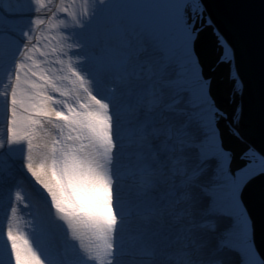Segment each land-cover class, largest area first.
Returning <instances> with one entry per match:
<instances>
[{"label":"snow or ice","instance_id":"6c2138e0","mask_svg":"<svg viewBox=\"0 0 264 264\" xmlns=\"http://www.w3.org/2000/svg\"><path fill=\"white\" fill-rule=\"evenodd\" d=\"M30 2L28 22L7 51L0 8V97L8 125L0 149L19 146L22 169L47 212L32 211L21 182L11 183L0 152V264H205L198 257L209 247V228L201 216L227 221L214 250L227 248L238 235L246 242L241 264H264L243 199L249 184L264 177V155L249 148L233 166L222 142L210 161L193 147L199 163L190 170L188 137L202 145L215 136L212 123L181 120L178 129L171 119L181 105L207 109L215 120L221 115L211 111L209 85L195 72V38L205 27L199 0L176 3L171 13L135 25L112 17L100 41L86 36V25L105 0H95L91 10L85 6L79 16L69 13L65 0L55 10L49 7L53 0ZM58 13L72 16L73 26L83 30L78 37H41L39 30ZM208 25L214 27L211 20ZM215 35L227 45L218 30ZM74 50L90 55L74 58ZM233 81L240 85L238 74ZM205 162L216 177L208 184L196 178ZM193 185L203 200L198 209ZM18 211L25 224L14 229L11 218Z\"/></svg>","mask_w":264,"mask_h":264},{"label":"water","instance_id":"95a60500","mask_svg":"<svg viewBox=\"0 0 264 264\" xmlns=\"http://www.w3.org/2000/svg\"><path fill=\"white\" fill-rule=\"evenodd\" d=\"M203 1L210 17L233 48L235 67L243 84L236 98L233 93V103L229 102L230 95L223 97L222 91L225 94L231 92V86H225L229 81L230 60L227 64L221 61L215 69L210 70L222 53V46L220 45L218 54L212 56L216 51V39L212 40L214 32L210 30L213 26L207 25L196 36L194 46L204 76H210L214 72L209 91L217 106L223 109L226 105L228 118L233 125L235 105L240 132L264 153V0ZM224 72V78L219 79ZM231 82L233 85V78ZM223 100H226V104ZM222 119L225 117L220 115V119L215 121L220 128L223 146L233 151L231 163L235 166L240 163V153L250 145L231 133L227 129L228 124ZM228 153L231 155V152ZM243 199L252 217L255 243L264 257V177H257L249 184Z\"/></svg>","mask_w":264,"mask_h":264},{"label":"bare ground","instance_id":"6f19581e","mask_svg":"<svg viewBox=\"0 0 264 264\" xmlns=\"http://www.w3.org/2000/svg\"><path fill=\"white\" fill-rule=\"evenodd\" d=\"M199 2H200V4L203 5V8H204L203 23L205 24V27H207V25H208V20H211L212 21V25H214V27H212V30H210V31L214 32V37L212 38V40L216 39V51L212 55V56H216L218 54V52H219L220 44L217 43V38H216V35H215V31L218 30L221 34H222V32L220 31L219 26L217 24H215L214 20L210 17V15L208 13V10H207V7H206V4L204 3V1L203 0H199ZM29 4H30V0H3V3H2V5H0V8H2L3 13H5V14L19 13L20 16H23L24 15V10L26 9V7H28L27 5H29ZM193 7H195V6H193ZM133 16H134L133 19L130 18L131 22H129L127 20L128 23L133 24V25H135L138 22L148 20L146 18L142 19L140 16H137L135 14ZM123 17L127 18L126 15H123ZM14 25L15 26L13 28H10L9 30H7V33H9V34L12 33V34H14L12 36L18 37V35H19V30L18 29H21L23 27V25L19 24L18 21H16V23H14ZM199 26H200V21L198 20L197 28H199ZM102 38H103V36L102 37L100 36L99 41L102 40ZM224 38L227 41V45L222 46V53H220V56L217 59V62L214 65H212V67H210V70L215 69V67L218 65L219 62L225 61L226 64H227L228 61L230 60V63L228 64L230 66L229 67V69H230L229 70V81L227 83H225V86H227V85L231 86L230 87L231 92L228 93V94H225V92L222 91V94H223V97L230 95L229 102L233 103V93H234L233 90H234V87H239V90H240L242 88L243 84H242V80L240 79V76H239L240 85H236L234 83V81H233L234 84L232 85L231 79L233 78V76L237 75L238 72L236 70L235 63H234V51H233V48H232L230 42H228V40L226 39L225 36H224ZM82 54L86 55L84 53V51H82ZM87 54L90 55V53H87ZM197 58L199 60V56H198L197 52L195 51V56L193 57V59L195 60ZM195 72L198 75H202L204 81L210 87V82H211V79H212V77L214 75V72H212V75L205 77L203 72H202V64H201L200 61L195 67ZM224 75H225V72L219 77V79H223ZM209 87H207L205 89V93L207 94V96H210V99L208 101L209 105H212V104L215 105V107H213L211 109V111L212 112H216L218 110V112L221 113V115H223L225 117V119H222V121H225V123L228 124L229 127H227V129L231 133H233L232 129L236 127L235 129L239 132V136L238 137L241 138L243 141L247 142L250 145V146L245 148L240 153L239 158L249 148L254 149V151L256 153L264 155V153H262L251 141H249L246 137H244L243 134L240 132V130L238 128V125H237V121L238 120H235V123H234L235 127H234V125L231 123L230 119L228 118L229 116H228V111H227L226 105L223 106V109L216 105L215 99L213 98V96L211 95V93L209 91ZM223 88H224V86L221 87V89H223ZM236 95H237V92H235L234 98H236ZM223 103L226 104V100H223ZM233 109H234V112H233V115H234V114H236L235 105H233ZM224 110H225V112H224ZM177 111H178L179 114L177 116H175V117H171V119L174 120L175 125H176V127L178 129L181 128V124H180L181 120H183L185 123H187L189 120H193L194 121L196 119H199L202 123H207V122L211 121V123L213 124L212 125V130L215 133V136L214 137L210 136L208 139L204 140L202 145L200 143H198V142H195V138L194 137H192V136L188 137V143H189L188 153H189V156L191 158L188 167H189L190 170H195L197 168L199 162L196 160L195 153L192 152L191 149L193 147H195L200 152L201 160L210 161L211 158H212V155L215 152H214V150H210L209 144L211 145V143L214 142L213 141L214 139H218L220 141V143L222 142V137H221V134H220V128L217 126L215 119L211 118L212 117L211 113H209L207 111V109H205L203 112H197V111H193L191 109V107L188 106V105H181L177 109ZM209 115H210V118H209ZM212 120H214L215 123ZM3 129H4L3 128V124L0 122V135L2 134V136H4V133L2 131ZM181 134H182V129H181ZM3 145H6V142H4ZM225 149L228 150L229 152H231V156L233 155V151H232L231 148H225ZM5 150H7V147H6ZM17 151H18V153L15 152V148H12L10 150V158L9 159H10V164H11V166H10L11 170H13V169L18 170V169L22 168V165H23V160H21L22 153H21V151L19 149H17ZM15 153H16V155L19 154L21 156V158H18L16 156L13 157V155ZM224 163H225V165H227L229 162L227 160H225ZM216 171L219 172V169L217 168ZM212 173H213V168H212L211 164L205 162L204 163V173H203V175L201 176L199 173H197L196 178L200 179L203 183L208 184V183H210V181L212 179L216 178V177H213ZM25 179H26V177H25ZM29 183H30V185L28 184L29 186L26 189V195L28 197L29 205L32 206V211L34 213L39 211L40 214H46L47 208H46V206L44 204L43 198L37 193L36 190H34L30 177H29ZM191 195L193 197V207L198 209L203 204V200L200 198V195H199V187L198 186L193 185V191H192ZM37 206H38V209H37ZM18 214H19V212H18ZM25 219H26V216L23 215V219L22 220L18 221L17 223H12V225H14L16 227L23 228L24 224H25ZM200 220H201L202 223L206 224L208 226V228H209V232L204 237L206 240L209 241V247L206 248L199 255L198 259L201 260V261H204L205 264H211V262H213V261H215L216 264H220V262H222V264H241L242 253L245 250L246 242L241 237H239L238 235L234 236L232 241L227 242L229 244V246L227 248L215 249V250L213 248V245H214L215 241H217L219 239V235L221 233H223V230L227 227V221L225 219H222V218L205 219L202 216L200 217ZM8 222L9 221L7 219L4 220V227L8 224ZM213 224H218V226H219L218 230L215 231V232L211 231V228H212ZM253 229H254V227H253ZM60 235H61V230L60 229H56L55 230V237L56 238H60ZM52 238L53 237H51V236L46 237L44 243L46 244L48 242V240H51ZM126 239H127V237H126ZM253 239H254V234H253ZM254 243H255V240H254ZM237 249H239V251H237ZM255 249H256V252L259 253L262 258H264L261 255L260 250H259L258 246L256 245V243H255Z\"/></svg>","mask_w":264,"mask_h":264},{"label":"rangeland","instance_id":"374dc122","mask_svg":"<svg viewBox=\"0 0 264 264\" xmlns=\"http://www.w3.org/2000/svg\"><path fill=\"white\" fill-rule=\"evenodd\" d=\"M44 2L47 4L48 0H44ZM65 2L70 4L69 13H75L77 16H79L83 12L85 6H87L91 10L95 4V0H88L87 5L85 4V0H75L74 3L72 2V0H65ZM184 2L185 0H105V4L97 8L95 15H94V19L92 20V23L90 25H86V30H87L86 36L88 34H91L96 38L97 41H99L100 36L102 37L104 34L106 23L112 17L126 15L127 20L131 22V19H133L134 17L133 15L135 14L137 16H140L142 19L144 18L149 19L150 17L158 13H171L173 11V9L170 7L171 5H174L176 3L183 4ZM27 6L28 7H26V9L24 10L23 16H20V15L14 16L13 18L9 19L8 18L9 14L2 13L4 16L2 31L4 34L6 51L9 50L10 47H13L16 43L15 37L7 33V30H9L10 28H13L15 26L14 23H16V21H18L19 24L23 26L28 22V17L31 15L30 9L33 7V5L30 2V4ZM57 6L63 7L64 4L60 3V0H53L52 4L49 5V7L53 8V10H55ZM193 6L197 7L195 3H193ZM49 15H51V13ZM61 19L64 20L63 25H61L60 23ZM18 30L20 31V29ZM82 31L83 30L75 28L73 26V18L71 15H66L64 13H58L57 18L48 21L46 23V26H44L43 28L39 30V33L41 37L52 35V36H55L58 40L62 32H67L68 34H74V38H75V37H78ZM53 43H55V41ZM84 53L88 55L87 53L89 52L84 51ZM79 55H83L82 51L74 50L73 57L75 58L76 56H79ZM3 90H4L3 86H0V91H3ZM205 95L207 96L206 93ZM209 118H210V115H209ZM212 121L215 123L214 120ZM0 122L3 124V128H4L2 130L4 133V136H2V134L0 135L1 136L0 145H3L4 142H6L7 144V127H8L7 125V103L4 97H0ZM213 141L214 142H212L211 145L209 144V146H210V150H214L215 152L216 145L220 144V141L218 139H214ZM13 148H15V152L18 153L17 149H19V146H13ZM5 149L6 147L0 149V152L3 153V164H4L5 171L11 173V183H15L16 181L21 182L23 189L26 193V189L31 183V182L29 183V177L27 176V174H25L22 168L18 170H15L12 168L13 170H11L10 168L11 164H10V159H9L10 150L8 148L7 150ZM14 156L21 158V156L19 154L16 155V153L13 155V157ZM32 185H34V182H32ZM33 188L34 190H36V187L33 186ZM22 219H23V215L19 212V214L17 213L15 217L11 218V223H17L18 221ZM7 226L8 224L4 227L5 228L4 229L5 231L4 243H7V237H6ZM13 227L14 229L17 228L14 225Z\"/></svg>","mask_w":264,"mask_h":264}]
</instances>
